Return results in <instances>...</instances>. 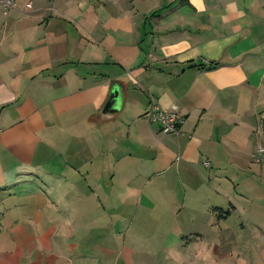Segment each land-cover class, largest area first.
<instances>
[{
	"label": "crops",
	"instance_id": "0c3cea01",
	"mask_svg": "<svg viewBox=\"0 0 264 264\" xmlns=\"http://www.w3.org/2000/svg\"><path fill=\"white\" fill-rule=\"evenodd\" d=\"M152 103L180 113L177 135ZM258 146L264 0L0 8V264H264V242H196L261 214ZM134 223L175 233L137 242Z\"/></svg>",
	"mask_w": 264,
	"mask_h": 264
},
{
	"label": "rangeland",
	"instance_id": "374dc122",
	"mask_svg": "<svg viewBox=\"0 0 264 264\" xmlns=\"http://www.w3.org/2000/svg\"><path fill=\"white\" fill-rule=\"evenodd\" d=\"M253 163V162H252ZM255 164V163H254ZM260 165L263 168L264 171V156L263 161L261 164L257 165H251V171L250 174H252L253 180H255V176L260 174ZM264 173V172H263ZM262 182V181H261ZM256 188H252L253 196L252 201L255 202L257 205L263 202V191H264V184H259L257 182ZM261 209V214H252V215H240L238 213H232L228 221L225 224L221 225V228L223 230H217L212 229L209 227L206 228V230H203L201 233L203 234V238L200 240H197L196 242H212V240L215 238V235L218 233H222L224 236L229 235V241L225 242H264V240L259 239V235L262 233L264 234V208L256 207L255 210L259 211ZM131 216H129V219ZM246 219L248 222L252 221V223H258L257 225L260 226L261 230L259 231L258 228L251 226L249 223L245 227L242 226V220ZM202 220L205 221L206 217L202 216ZM145 223H142V225H138V223H134L132 226L137 227V233H138V240L137 242H171V237L174 235L175 231L166 228L165 226L159 227V229L151 228L146 225ZM182 234L187 235L188 230L190 232L195 231H201L197 230L196 228L192 226L183 227L182 228ZM154 231V232H153ZM156 234L157 238H154V235ZM155 239V241L153 240ZM129 242V240L127 241ZM195 242V241H192ZM214 242V241H213Z\"/></svg>",
	"mask_w": 264,
	"mask_h": 264
},
{
	"label": "built area",
	"instance_id": "2783aa9c",
	"mask_svg": "<svg viewBox=\"0 0 264 264\" xmlns=\"http://www.w3.org/2000/svg\"><path fill=\"white\" fill-rule=\"evenodd\" d=\"M16 0H0V8L5 14L15 9ZM149 123H155L159 126V131L164 135H177L178 126L182 122V116L174 110H163L155 104H151L144 114ZM264 156V147L258 146L253 154L256 162H262Z\"/></svg>",
	"mask_w": 264,
	"mask_h": 264
},
{
	"label": "water",
	"instance_id": "95a60500",
	"mask_svg": "<svg viewBox=\"0 0 264 264\" xmlns=\"http://www.w3.org/2000/svg\"><path fill=\"white\" fill-rule=\"evenodd\" d=\"M110 102H108L107 104H109Z\"/></svg>",
	"mask_w": 264,
	"mask_h": 264
}]
</instances>
